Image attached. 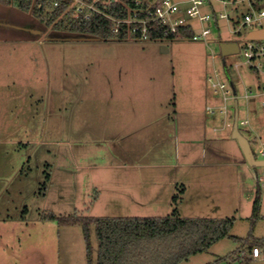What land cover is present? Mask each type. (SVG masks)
<instances>
[{"label": "rangeland", "instance_id": "obj_1", "mask_svg": "<svg viewBox=\"0 0 264 264\" xmlns=\"http://www.w3.org/2000/svg\"><path fill=\"white\" fill-rule=\"evenodd\" d=\"M9 8L16 10H11L14 21L33 23L43 33L31 34L24 28L0 32V264H87L84 227L60 225L50 214L165 217L175 208L182 217H234L231 234L249 238L241 243L225 237L181 264H264L240 256L264 236V189L262 217L253 222L258 187L247 169L239 167L243 174L236 194L232 182L226 181L219 211H211L203 196L193 194L191 202L200 205L197 209L192 210L189 202L177 205L183 195L181 185L166 184L170 170L154 167L159 155L170 157L175 150L170 142L160 149L155 145L174 132L175 117L181 123L193 119L203 124L207 114L218 128L223 126L218 112H207V105L217 106L222 100L207 76L217 70L225 77L220 43L236 41L244 46L246 29L234 33L236 25L221 19L204 23L207 40L92 35L73 39L79 34L55 30L46 23L48 16L23 12L18 1ZM244 10L242 6L239 13ZM210 11L211 7H204V12ZM51 35L64 38L49 39ZM256 42L264 44V40ZM225 58L242 94V81L249 82L257 72L244 64L243 53ZM256 77L257 82L264 81L259 73ZM228 105L233 124L234 101ZM239 105L240 119L248 116L251 124H239V129L255 156L264 159L256 135L264 134L260 99L251 98L247 104L239 98ZM193 129L179 132L201 133L200 127ZM223 131H215L213 143L222 149L215 153L233 160V149L240 152L239 143L230 135L218 136ZM231 131L232 127L225 129ZM240 155L245 158L243 152ZM143 162L150 165L143 167ZM253 168L264 173V166ZM91 242L96 264L99 241L94 225Z\"/></svg>", "mask_w": 264, "mask_h": 264}, {"label": "trees", "instance_id": "obj_2", "mask_svg": "<svg viewBox=\"0 0 264 264\" xmlns=\"http://www.w3.org/2000/svg\"><path fill=\"white\" fill-rule=\"evenodd\" d=\"M18 1L19 9L39 17L41 10L33 7V0H0L12 5ZM130 2L131 0H124ZM68 3V2H67ZM65 5L56 9L46 23L55 30L75 34H86L101 38H126L123 32L117 36L112 32L113 22L100 14L88 21L72 18L69 13L62 16ZM110 13L124 17L127 10L119 2L112 4ZM191 27L180 28L169 34L170 38H192ZM227 64V63H226ZM227 73L231 76L227 65ZM232 78V77H231ZM177 196L174 197L176 202ZM60 225L84 227L87 264H94V249L91 242V226L98 238L96 264H181L191 256L207 251L217 241L227 237L245 243L249 238L231 234L235 218H187L177 208L165 217H86L77 215H48ZM253 222L261 218V190L257 189L253 202Z\"/></svg>", "mask_w": 264, "mask_h": 264}, {"label": "built area", "instance_id": "obj_3", "mask_svg": "<svg viewBox=\"0 0 264 264\" xmlns=\"http://www.w3.org/2000/svg\"><path fill=\"white\" fill-rule=\"evenodd\" d=\"M114 2H119L126 8V16L116 17L110 13ZM217 2L221 4L220 8L216 5ZM185 4L189 6L186 7ZM63 5L65 8L62 16L69 13L72 18L88 21L100 14L112 20L111 30L117 36L124 32L126 37L142 40L167 37L184 27L192 28V39L207 40L208 31L204 23L207 21L217 23L221 19L227 20L231 27L236 25L232 27L234 33L246 29L247 34L251 30L264 27V0H131L128 3L124 0H33V7L48 17ZM205 6L211 7L212 11L204 12ZM242 6L245 10L239 13ZM239 53H243L245 57L244 64L249 65L264 79V44H258L256 40H247L244 46L240 45ZM239 66L240 64H236L237 69ZM226 74L222 78L218 71L214 70L207 76L213 92L222 94L219 105L206 107L210 115L218 112L223 117L224 124L221 129L233 127L229 121V100H233L235 105L239 98H243L247 104L251 98H259L264 108V81H259L255 85H244L243 93L238 94L237 88L236 92L234 90V83H231L232 79L230 80ZM246 110L248 114V109ZM238 124L251 126L248 116L241 120L239 115ZM257 142L261 155H264V139L257 136ZM260 184L264 187L263 179L260 180ZM251 255L254 259L262 258L261 248L253 246Z\"/></svg>", "mask_w": 264, "mask_h": 264}, {"label": "crops", "instance_id": "obj_4", "mask_svg": "<svg viewBox=\"0 0 264 264\" xmlns=\"http://www.w3.org/2000/svg\"><path fill=\"white\" fill-rule=\"evenodd\" d=\"M2 6L11 9L13 13L16 11L15 9L9 8L12 5H4L0 3V32L9 33L10 31L12 32V30L23 29V28L24 30L26 29L27 31H29L31 34L41 31V29L34 28L33 23H30V25H25V24L23 25L20 24L21 21L19 20H17V22L14 21L13 19L15 15L12 13V11L10 10V12L8 13L6 10H4ZM254 75L255 76H252V79L249 82L245 83L244 81H242L243 86L257 84L258 82L255 79L257 78L256 77L257 74ZM190 110L191 109H187L185 111L186 113L188 112L191 113ZM175 111L177 114L178 110ZM239 115H240V105H239ZM173 126H174V132L167 136L166 135L162 136L160 140L156 141L155 145L160 149L161 147L164 148L167 142H170L173 144V147H175L174 148L175 150L173 151L170 157L164 158L162 157V155H159L157 157L158 161H156L154 167L165 168L170 170L169 179L167 180L166 184H170L174 186L181 185L183 195L179 197L180 201L177 202V205L178 204L181 205L184 202L185 203L189 202L191 203L190 207L192 208V210L197 209L200 205L191 202V200L194 199V197L192 196L193 194L194 196L197 197L203 196L204 197L203 199L204 200L206 199L205 201L204 200L203 201L205 204H207V208H209V210L211 211L218 210L220 207L218 204L220 200L219 194L225 193L224 188L227 180L229 182L230 181L232 182L230 183L231 185H233L232 194H236L235 187L240 186L239 184L243 174L239 168L241 166L247 169L248 173L253 177V179L255 180L256 187H259L260 190L264 189V187H262L260 184V180L261 179L264 180V173H259L253 167L248 166L245 158H242V156L240 155V153H242L240 146H238V149L240 151L239 153L238 152L236 153L235 152L236 150L233 149V157L235 158L233 160L228 158V156L227 158L221 159V157H219L220 154L215 153V151H219L222 153V149L218 148L213 143V140L216 138L215 137L216 132H219L220 130L221 131L224 130L223 132L219 133L218 136L226 138L229 135L230 137H232L231 135L232 131L231 134H228L227 132H225V129H221V126L218 128V125L216 124L214 118L205 114V118L202 124V123L194 122L193 119L190 121L185 120L183 123H181L180 120L177 117H175L173 119ZM190 126L192 128L194 127L193 130H195L197 126L200 127L201 133L197 134L196 136L195 135L192 136L191 134L188 135L185 132L183 133L184 135L180 134L179 130L187 131L186 129H189ZM256 135L264 139L263 137L264 134L259 135L258 133H256ZM180 144L184 145V155H182V153L180 154ZM195 151H197L196 156L193 155ZM146 165H150V163H145V162L142 163L143 167H146ZM213 176L214 178H212ZM156 209H158V207H156ZM261 210H262V195H261ZM129 217H139V216H129ZM196 217L226 218L217 215L214 216L193 215L187 218H196ZM253 246H259L261 248L263 255L262 258H258V259L252 258L251 249ZM240 256L247 258L248 260L264 261V236L258 238L257 242H251L248 245L246 251L242 250Z\"/></svg>", "mask_w": 264, "mask_h": 264}, {"label": "water", "instance_id": "obj_5", "mask_svg": "<svg viewBox=\"0 0 264 264\" xmlns=\"http://www.w3.org/2000/svg\"><path fill=\"white\" fill-rule=\"evenodd\" d=\"M43 31H38L36 34H41ZM93 38L92 36L86 35V34H79L78 36H75L73 39H81V38ZM96 37V36H95ZM49 39H60L64 38L59 35H51L48 37ZM98 38V37H96ZM245 38L247 40H264V27L256 30L249 31ZM66 39V38H65ZM220 49H221V55L223 58V64L225 67V72L227 73V64H226V56L231 54H237L240 52V44L236 41H223L220 43ZM163 51H167L168 48L166 46H162ZM229 79L231 80V76L227 73ZM233 84V81H231ZM234 90L236 92V87L234 85ZM239 102L238 100L235 101V116H234V123L232 127V138L236 139L239 143V146L245 156V159L247 160L248 164L251 167H261L264 166V159H258L255 156V153L252 149L251 143L249 139L240 131L239 124Z\"/></svg>", "mask_w": 264, "mask_h": 264}]
</instances>
